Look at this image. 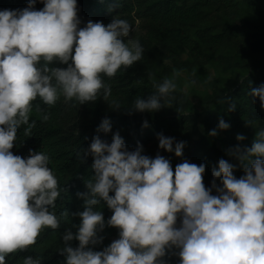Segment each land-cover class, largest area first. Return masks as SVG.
Returning a JSON list of instances; mask_svg holds the SVG:
<instances>
[{"label": "clouds", "instance_id": "obj_1", "mask_svg": "<svg viewBox=\"0 0 264 264\" xmlns=\"http://www.w3.org/2000/svg\"><path fill=\"white\" fill-rule=\"evenodd\" d=\"M41 2V10H35L36 0L22 10H0V264L34 246L45 228L58 229L68 215L56 211L64 188L50 156L30 150L22 158L11 151L21 126H27L26 135L35 126L29 115L33 102L54 106L62 96L83 105L101 94L107 101L111 87L103 76L114 77L144 56L128 20L117 16L107 25L89 20L80 27L77 0ZM56 61L67 68L51 67ZM176 87L173 79L164 78L153 95L138 96L128 110L156 112ZM251 95L264 109V84ZM49 118L50 113L42 116ZM218 128L226 130L229 124L221 118ZM97 132H111L107 117ZM236 139L245 137L237 134ZM158 140L161 149L183 156L184 142L163 134ZM87 154L93 157L94 175L85 181L88 192L77 194L85 200V209L77 213V233L63 235L59 251L66 264H166L164 257L172 249L179 264H264V127L250 148L237 146L229 153L243 167V176H234V164L218 161L213 169L221 183L213 182L216 195L204 184V164L184 160L173 171L170 160L144 155L142 145L129 151L119 132L110 143L95 136ZM101 201L113 211L107 226L119 229V239L95 251L90 245L102 242L99 233L106 227L97 210ZM73 240L78 247L70 245ZM42 259L28 256L23 264H42Z\"/></svg>", "mask_w": 264, "mask_h": 264}, {"label": "trees", "instance_id": "obj_2", "mask_svg": "<svg viewBox=\"0 0 264 264\" xmlns=\"http://www.w3.org/2000/svg\"><path fill=\"white\" fill-rule=\"evenodd\" d=\"M212 1L214 0H77V14L81 21L80 27H84L89 20L107 25L117 16L128 20L133 26L139 21V26L146 31V35H139L137 38L143 40L157 55L177 62L178 52L187 51L200 56L201 49L213 52L224 44L241 40L243 33L239 32L236 25L226 24L216 33H211L208 28H198L204 18V9L210 6ZM221 2L220 6L232 8L230 0H225L226 6ZM28 4L29 0H0V10H22L28 7ZM43 7L41 0H36L35 10H41ZM191 28H197L195 33H191ZM249 44L244 47L249 50L248 55L258 57L251 63L247 78L235 89L216 99L217 110L213 111L206 106L203 111L202 123L205 129L218 128L221 118L229 124L228 129H219L224 135L223 146L229 153L237 146L241 150L250 148L256 131L264 127V109L260 107L259 99L251 95L253 88L264 84V47L250 42ZM50 66L67 68V65L59 61ZM103 80L111 87V96L107 101L102 98V94L96 101L83 105L65 101L62 96L54 106L45 105L37 99L33 102V109L29 114L30 122L34 120L35 126L27 135L24 132L26 125H22L18 130L11 151L22 158H27L30 150L44 151L50 156V167L58 179L59 186L64 188V192H61L56 201V211L57 214L63 215L67 212L68 215L58 229L45 228L34 246L6 257V264H23V259L28 256H42V264H66V257L59 250L64 247L63 235L66 231L71 230L75 235L81 223L77 213L85 209V200L77 194L88 192L85 181L94 175L93 157L87 154V149L95 136L99 135L102 140L110 143L113 135L119 132L129 151H134L142 145L145 155L146 152H152L149 146L157 142L160 134L165 136L173 129V124L167 125V120L159 117V113L175 98L173 93L170 94L167 104L161 101L163 106L156 112L129 111L138 96L147 99L154 94L155 85L150 82L148 76H123L116 73L111 78L103 76ZM233 104L234 110L231 109ZM45 112L50 113L47 121L42 119ZM106 117L110 120L111 132H97ZM144 121L148 122V127H143ZM173 123L182 128L189 122L180 118ZM237 134H242L245 139L238 141ZM202 150L205 154L198 160L206 166L210 159H215V152L214 149H209L204 141ZM163 156L166 158V155ZM233 174L236 178L243 175L237 170H234ZM203 181L206 188L216 195V189L207 176H203ZM97 210L102 211L106 227L99 233L102 242L90 247L95 251H102L105 241L118 234L119 229L107 226V220L113 211L106 202L101 201ZM179 226L178 217L177 227ZM70 245L76 248L79 242L73 240ZM176 252V249L167 252L164 257L166 264H179Z\"/></svg>", "mask_w": 264, "mask_h": 264}, {"label": "rangeland", "instance_id": "obj_3", "mask_svg": "<svg viewBox=\"0 0 264 264\" xmlns=\"http://www.w3.org/2000/svg\"><path fill=\"white\" fill-rule=\"evenodd\" d=\"M219 2L225 6L227 4L225 0H219ZM219 2L214 0L204 9V18L198 28H208L211 33H216L220 32L226 24L236 25L239 32L243 33L241 40L233 44H224L213 52L201 49L200 56L192 55L187 51L178 52L177 62L157 55L143 40H140L144 48L143 58L133 66L127 69L122 68L117 72L123 76L145 74L154 85L162 82L164 78L174 80L177 87L172 93L175 98L159 113V117L166 119L167 125H174L165 136L174 138L176 142H184L183 156L177 157L174 152L169 153L161 149L159 140L149 146L152 152H146L145 155L151 158H155L158 154L166 155L173 171L176 165L184 160L200 165L198 159L205 154L202 150L204 141L207 147L214 149L215 152V159H210L209 164L205 166L204 176H207L212 184L215 181L217 186H221V183L213 176V169L218 168L220 159L234 164L236 166L234 170L240 171L241 174L244 175V172L239 161L224 148L222 131L216 127L212 130H216L217 135L212 136L209 134L212 130L205 129L202 123L203 111L206 106L213 111L217 110L216 99L235 89L249 75L251 63L258 56L248 55L249 50L244 48L245 45L249 46L250 42L264 47V0H230L232 8L222 7ZM133 28L134 31L131 33L133 37L146 35V31L140 28L139 21ZM196 29L191 28V33H195ZM124 39L127 42V38ZM180 118H185L189 123L182 128L176 126L173 122ZM117 239H119V232L105 241V247Z\"/></svg>", "mask_w": 264, "mask_h": 264}]
</instances>
